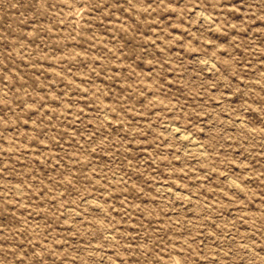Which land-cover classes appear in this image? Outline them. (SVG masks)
<instances>
[{
    "label": "rangeland",
    "instance_id": "rangeland-1",
    "mask_svg": "<svg viewBox=\"0 0 264 264\" xmlns=\"http://www.w3.org/2000/svg\"><path fill=\"white\" fill-rule=\"evenodd\" d=\"M0 264H264V0H0Z\"/></svg>",
    "mask_w": 264,
    "mask_h": 264
},
{
    "label": "bare ground",
    "instance_id": "bare-ground-1",
    "mask_svg": "<svg viewBox=\"0 0 264 264\" xmlns=\"http://www.w3.org/2000/svg\"><path fill=\"white\" fill-rule=\"evenodd\" d=\"M170 130L173 135H175L177 138H179V140H182V142L186 144V146L189 148V150L192 153H197V154L201 153L200 146L198 145L199 143L197 144V142L194 141V139L188 137L183 131H180L177 127L171 128Z\"/></svg>",
    "mask_w": 264,
    "mask_h": 264
}]
</instances>
